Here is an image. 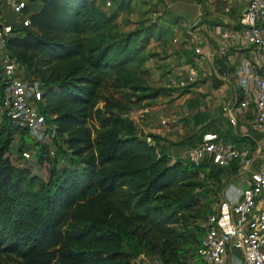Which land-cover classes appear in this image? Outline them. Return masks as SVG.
I'll return each mask as SVG.
<instances>
[{"label": "trees", "instance_id": "trees-1", "mask_svg": "<svg viewBox=\"0 0 264 264\" xmlns=\"http://www.w3.org/2000/svg\"><path fill=\"white\" fill-rule=\"evenodd\" d=\"M107 1L26 0L29 25L12 22L6 48L40 81L38 106L56 136L35 143L32 159L48 167L43 178L13 162L17 130L0 124V263L133 264L140 254L162 264H189L190 255L199 261L210 210L198 168L158 155L126 114L132 94L122 100L105 91L112 75L111 86L144 90L129 65L141 70L149 37L172 27L156 20L117 38L115 18L131 0H113L112 11Z\"/></svg>", "mask_w": 264, "mask_h": 264}, {"label": "built area", "instance_id": "built-area-1", "mask_svg": "<svg viewBox=\"0 0 264 264\" xmlns=\"http://www.w3.org/2000/svg\"><path fill=\"white\" fill-rule=\"evenodd\" d=\"M238 1L242 2L240 25L215 26L220 37L219 53L228 57L231 44L250 46L252 53L234 67V81L241 99L236 104L225 105L223 111L229 123L235 125L236 114L252 107L253 126L259 139L254 148H239L224 139L208 137L181 155L182 161L196 168L208 159L217 168L236 163L241 173L248 176L246 186L228 188L226 200H221L207 216L196 250L197 257L205 264H264V0ZM3 6L12 14L14 23L29 25V14L24 13L26 0H0V17ZM199 22L200 17L188 22L187 31L191 32ZM180 29L179 25L171 28L172 43H178ZM10 35L11 24L0 21V124L7 122L18 132L25 131L35 143L52 142L56 136L54 125L47 123L38 106L42 100L41 83L34 76H26L9 55L6 45ZM194 53L203 57L198 44ZM201 74L208 73L192 65L178 85L185 87ZM160 123L166 124V119L161 117ZM144 138L153 144L151 137ZM34 154L28 149H17L10 157L29 160ZM53 154L51 149L50 155Z\"/></svg>", "mask_w": 264, "mask_h": 264}, {"label": "crops", "instance_id": "crops-1", "mask_svg": "<svg viewBox=\"0 0 264 264\" xmlns=\"http://www.w3.org/2000/svg\"><path fill=\"white\" fill-rule=\"evenodd\" d=\"M154 2L158 3L157 1ZM178 3H180L179 0ZM189 4H191L190 11L192 10L189 12L190 18L195 19V10L200 17L199 24L191 32L187 31L186 28L188 18L181 21L179 9H173L176 13L174 18H167L163 21L169 28L175 25L181 26L179 41L174 46L175 50L171 49L167 54L168 60L177 61V66L174 68L175 70L172 69L173 72L170 75H180L182 79L186 76L187 69L192 65L200 66L208 73L201 74L197 80L188 83L185 87H189L187 90L191 92H183L181 95V98L187 97L188 103L192 104L188 105L186 111L182 110L184 117L189 118V128L186 130V127L181 125L180 155L187 148L208 137L224 139L239 148H254L257 145L259 134L253 126V108L249 107L242 113L236 114L235 125L229 123L226 113L223 111L225 105L236 104L241 99L240 90L234 81V67L245 57L251 55L252 48L231 44L229 56H222L219 53L220 37L215 30L217 25H225L230 28H236L240 25L242 2L238 0H192ZM166 5L170 7L171 4L166 3ZM197 44L201 48L202 58L194 53V47ZM185 87L182 88L185 89ZM188 114L189 116H186ZM158 135L168 140L177 137L170 130L163 134L158 133ZM188 138L191 142L196 139L197 141L193 144H187L185 140ZM172 143L169 142L170 145ZM175 160H179V158H175ZM205 163H209V166L202 167V171L210 173L214 177L217 175V171L224 170L222 171L224 175L222 180H224L225 186L221 189L222 191L225 188L239 189L246 186L248 176L241 173L236 163H231L227 168H217L210 164L209 159ZM148 258L147 255L140 254L132 262L133 264H151Z\"/></svg>", "mask_w": 264, "mask_h": 264}, {"label": "rangeland", "instance_id": "rangeland-1", "mask_svg": "<svg viewBox=\"0 0 264 264\" xmlns=\"http://www.w3.org/2000/svg\"><path fill=\"white\" fill-rule=\"evenodd\" d=\"M109 1L110 4L104 3V7L107 10L112 11L114 10V3L113 0ZM154 1L158 2L157 7H153L152 3ZM191 1L192 0H179L180 3H178V0H131L130 8L128 10L120 11L116 16L113 31L115 32L117 38L126 36L129 33L134 34L137 30H142V32H144L146 26L151 25L152 22H156V20L159 23H163V21L167 20V18H174L176 14L174 13L175 9H179V11H181V21L188 18L186 22H190L193 19V17L190 18L191 14L189 13L192 11H190L191 4H189ZM166 3L171 4L170 7L167 6ZM195 15L196 16H194V18L197 19L198 15L196 10ZM1 17L0 21L4 24L12 25L13 16L10 14L8 8L4 6L1 11ZM179 28H181V26ZM139 34L140 32L138 35ZM144 38L143 34L139 36L140 40H143ZM172 38L173 35L171 31L170 34H165V32H163L162 34H155V37H149L150 40L145 49L146 52L150 54V57L143 63V65H141V70L136 69L133 64L129 65L130 68L135 70L141 78L139 84L144 87V90L111 86L110 84L112 82L116 83L115 76L112 75L106 81L107 88H105V91L107 94H113L115 97L122 100L125 99L123 98L124 93L126 95L132 94L131 100L135 102L131 105V108L126 112V114L135 122L139 132L138 136L141 138L148 136L151 137L155 142L154 146L157 154L168 155L171 161H175V158L182 160L180 155L181 141L179 137L181 134V125L182 127L184 126V128L186 127V130L189 128V118L184 117L182 110L188 109V105L192 103H188L189 101H187V97L181 98L182 93L188 92L187 89H189V87H185V89H183L178 85V81L181 79V76L174 74L170 75L177 66L176 60L167 59V54H169L168 52L171 49L175 50L174 46L177 45V43H172ZM23 73L25 74L24 70ZM154 92L157 93L150 96V94ZM142 94H147V96L137 99V96ZM161 116L167 120L166 124L160 123ZM186 116H189V114ZM89 125L93 128L99 127L98 122L94 119L89 121ZM167 130L172 131L177 137L168 140L167 138L158 135V133L163 134ZM185 141L187 144H193L197 141V139L191 142L190 138H188ZM169 142L173 143L170 145ZM49 143L51 144V141ZM20 147L31 150L32 153H35V148L37 146L35 145V141L28 135H22L18 131H13L9 152L14 153ZM13 162L18 165H29L32 173L38 174L43 178L47 175V165L38 166L35 164L34 159H31L30 161L14 160ZM208 164L205 163L200 166L198 171L199 178L205 182L204 187L209 190V197L207 201L209 204H205V199L202 200V203L205 204L204 206L209 207L210 214L221 200H226L229 190L228 188H225L224 191L221 190L223 186H225L224 180H222L224 177L222 171L224 170L217 171V175L215 177L210 173H204L202 171V167H207L209 166ZM148 257L151 264H162L156 256L149 255ZM200 261L201 260L197 262L195 257L192 255L189 257V264H201L202 261ZM0 264L23 263L19 258L9 257L2 260Z\"/></svg>", "mask_w": 264, "mask_h": 264}]
</instances>
